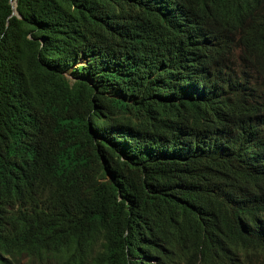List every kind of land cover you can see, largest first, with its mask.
Returning a JSON list of instances; mask_svg holds the SVG:
<instances>
[{
    "label": "trees",
    "instance_id": "1",
    "mask_svg": "<svg viewBox=\"0 0 264 264\" xmlns=\"http://www.w3.org/2000/svg\"><path fill=\"white\" fill-rule=\"evenodd\" d=\"M34 262L264 264V0H0V264Z\"/></svg>",
    "mask_w": 264,
    "mask_h": 264
},
{
    "label": "water",
    "instance_id": "2",
    "mask_svg": "<svg viewBox=\"0 0 264 264\" xmlns=\"http://www.w3.org/2000/svg\"><path fill=\"white\" fill-rule=\"evenodd\" d=\"M12 9H13L12 13L17 15L18 17H20V14L16 11V3L15 2H13Z\"/></svg>",
    "mask_w": 264,
    "mask_h": 264
},
{
    "label": "bare ground",
    "instance_id": "3",
    "mask_svg": "<svg viewBox=\"0 0 264 264\" xmlns=\"http://www.w3.org/2000/svg\"><path fill=\"white\" fill-rule=\"evenodd\" d=\"M203 66V65H202ZM194 101V100H193ZM219 204V203H218ZM90 216V215H89ZM97 218V217H96ZM90 235V234H89Z\"/></svg>",
    "mask_w": 264,
    "mask_h": 264
},
{
    "label": "clouds",
    "instance_id": "4",
    "mask_svg": "<svg viewBox=\"0 0 264 264\" xmlns=\"http://www.w3.org/2000/svg\"><path fill=\"white\" fill-rule=\"evenodd\" d=\"M35 263V262H34ZM34 263H29V264H34Z\"/></svg>",
    "mask_w": 264,
    "mask_h": 264
},
{
    "label": "rangeland",
    "instance_id": "5",
    "mask_svg": "<svg viewBox=\"0 0 264 264\" xmlns=\"http://www.w3.org/2000/svg\"><path fill=\"white\" fill-rule=\"evenodd\" d=\"M34 264H37V263H34Z\"/></svg>",
    "mask_w": 264,
    "mask_h": 264
}]
</instances>
